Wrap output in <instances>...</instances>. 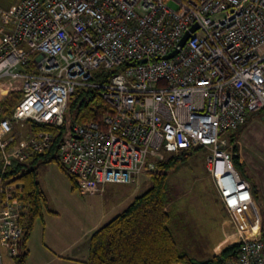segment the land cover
Segmentation results:
<instances>
[{
	"label": "built area",
	"instance_id": "obj_1",
	"mask_svg": "<svg viewBox=\"0 0 264 264\" xmlns=\"http://www.w3.org/2000/svg\"><path fill=\"white\" fill-rule=\"evenodd\" d=\"M97 71L107 82L92 81ZM16 80L12 112L1 117L0 104L3 167L49 152L53 135L30 124L61 126L73 92L96 89L106 109L74 123L56 152L76 192L133 184L155 168L148 157L203 148L229 239L241 243L229 264H264L263 228L258 214L248 216L252 187L233 166L228 139L251 113L264 114V0H17L0 8V85ZM17 190L0 179V247L12 258L26 214Z\"/></svg>",
	"mask_w": 264,
	"mask_h": 264
},
{
	"label": "trees",
	"instance_id": "obj_2",
	"mask_svg": "<svg viewBox=\"0 0 264 264\" xmlns=\"http://www.w3.org/2000/svg\"><path fill=\"white\" fill-rule=\"evenodd\" d=\"M108 79L109 75L95 72L92 81L105 83ZM0 86L2 93L0 104L3 110L1 117H4L12 112L20 99L21 82L16 80ZM105 109L98 90L77 88L68 98L61 126L51 127L42 124L29 126L33 131L44 130L53 135V144L49 152L36 154L24 162L13 161L6 167H3L0 159V179L18 185L19 200L26 210L23 220L21 219L23 237L17 243L18 254L14 258L17 264H26L27 239L34 222L42 217L43 209L47 207L46 198L37 181L36 168H33L32 164L41 160L56 165L67 177L71 189L76 191L78 181L61 166L56 156L58 145L70 131L68 127L70 121L73 124L97 120ZM247 121L236 130L242 131ZM228 138L232 144L233 166L244 178L238 136L231 133ZM194 151L170 156L164 162H157L154 169L143 168V172L149 176L151 187L137 196L125 211L91 235L87 264H229L238 259L241 251L239 242H231L209 258L193 259L178 247L169 227V215L165 205L169 173L179 161H183ZM253 194L257 201L255 190ZM262 236L264 238V230Z\"/></svg>",
	"mask_w": 264,
	"mask_h": 264
},
{
	"label": "crops",
	"instance_id": "obj_3",
	"mask_svg": "<svg viewBox=\"0 0 264 264\" xmlns=\"http://www.w3.org/2000/svg\"><path fill=\"white\" fill-rule=\"evenodd\" d=\"M37 166L44 168L38 183L46 198L47 207L43 209L42 217L34 222L27 239L26 264H87L91 235L125 211L137 196L143 194L141 188L147 183V176L142 170L133 184H107L101 193L80 195L71 189L67 177L56 165L44 162L32 164L33 168ZM205 170L207 172L206 168ZM207 174L209 175L208 172ZM225 215L227 220L222 221L217 229L219 242H206L202 252L196 250L194 245L183 247L182 240L176 237L172 229L170 216L169 227L178 247L191 258L202 260L207 257L201 253L206 254L216 246L215 253H219L231 243L226 211ZM215 253H207V256ZM0 264H17L3 246L0 247Z\"/></svg>",
	"mask_w": 264,
	"mask_h": 264
},
{
	"label": "rangeland",
	"instance_id": "obj_4",
	"mask_svg": "<svg viewBox=\"0 0 264 264\" xmlns=\"http://www.w3.org/2000/svg\"><path fill=\"white\" fill-rule=\"evenodd\" d=\"M16 4L17 0H0V8L7 11H9L8 9L13 10ZM73 124L70 121L68 127L71 129ZM231 133L238 136L239 150L243 159L241 171H243L244 178L250 183L257 195V201L254 197V202H256L254 203L252 215H248L249 219L251 221L257 219L254 212L258 214L259 224L264 230L263 111L251 113L242 131H231L229 135ZM22 134H24V131H22ZM68 134L69 132L64 136L66 140L68 139ZM207 153V150L203 148L197 149L183 161H179L176 164V167L169 173L165 203L166 211L171 219L172 229L176 237L182 240L183 247L187 248L188 245L189 247L194 245L196 250H201L200 252H202L206 242H210V240L219 242L220 238L217 229H219V224L222 221L227 220L213 180L205 170ZM38 162L42 161L38 160ZM146 163L156 165L157 161L148 157ZM36 169L37 181H39L43 175L44 168L40 169L37 166ZM146 176L147 183L142 186L141 193L146 192L151 187L149 176ZM217 247L212 248L207 253H215ZM207 253H201V255L207 258L212 256V254L207 256Z\"/></svg>",
	"mask_w": 264,
	"mask_h": 264
},
{
	"label": "water",
	"instance_id": "obj_5",
	"mask_svg": "<svg viewBox=\"0 0 264 264\" xmlns=\"http://www.w3.org/2000/svg\"><path fill=\"white\" fill-rule=\"evenodd\" d=\"M197 29V25L196 24H194L191 28H190V32H193V31H195ZM188 37H189V32H186L185 34H184V36L181 38V40H180V43H179V45H180V47H182L183 45H184V43H185V41L188 39ZM176 50L175 51H173L172 53H170L169 55H167L166 57H165V59H169V58H171L172 56H174L175 54H176Z\"/></svg>",
	"mask_w": 264,
	"mask_h": 264
}]
</instances>
